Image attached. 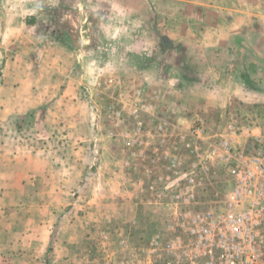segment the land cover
I'll return each mask as SVG.
<instances>
[{
	"label": "rangeland",
	"instance_id": "374dc122",
	"mask_svg": "<svg viewBox=\"0 0 264 264\" xmlns=\"http://www.w3.org/2000/svg\"><path fill=\"white\" fill-rule=\"evenodd\" d=\"M82 5L85 12L96 8L91 23L104 32L105 4ZM129 6L135 12L128 18L107 24L112 36H98L102 47L116 46L99 53L102 60L112 56L103 69L111 73L103 78L112 81L101 85L97 103L103 111L102 124L117 133L112 140L118 156L90 163L88 157L96 153L86 134L66 132L70 140L64 150L66 167H79L81 174H63V180L49 174L50 189L64 186V209L59 211L63 223L53 231L49 264H168L174 222L189 208L219 211L227 199L226 174L237 163L228 154L252 142L264 143V66L242 67L243 56L234 59L232 52L201 49V44L210 46L215 39L202 36L200 25L187 41L192 48L185 51L184 20L178 16L184 13L183 5H176V18L160 20L152 19V2L134 0ZM141 11L145 18L133 15ZM75 14L65 17L70 29L79 26L80 13ZM186 62L197 67L195 73L185 70ZM204 91H212L211 99ZM81 111L85 120L86 108ZM26 119L18 116L8 122L12 136L37 142L34 131L41 123ZM103 151L104 158L110 155L111 151ZM174 162L182 164L175 167ZM185 174L198 178L208 174V179L204 187L189 192ZM175 187L182 198L174 200ZM191 193L197 204L185 207L184 198ZM56 197L50 199L54 204ZM157 234L162 236L160 249L152 243Z\"/></svg>",
	"mask_w": 264,
	"mask_h": 264
},
{
	"label": "crops",
	"instance_id": "0c3cea01",
	"mask_svg": "<svg viewBox=\"0 0 264 264\" xmlns=\"http://www.w3.org/2000/svg\"><path fill=\"white\" fill-rule=\"evenodd\" d=\"M132 1L0 0V264L50 263L53 231L63 223L59 211L64 209V186L50 189L49 174H57L61 180L63 174H81L79 167H66L64 150L70 145L66 132L86 134L97 154L88 157L90 163L118 156L112 140L117 133L111 125L102 124L103 111L97 103L101 85L111 80L103 78L111 74L103 69L110 65L106 60L112 59L108 55L102 60L99 53L116 46L107 43L108 48L102 47L98 36L113 35L107 24L135 12L129 9ZM138 1L154 4V20L176 18V5H183L184 13L178 16L184 20L185 51L192 48L187 41L197 34L200 25L202 36L215 39L210 46L201 44V49L232 52L234 59L243 56L242 67L264 66V0ZM92 2H103L107 8L104 32L91 23L96 8L90 6L85 12L82 5ZM50 10L56 11L55 26H51ZM72 12L79 14L80 22L70 29L65 17ZM139 13L141 16L133 15L145 18L144 11ZM41 23L43 35L37 31ZM54 28L63 39L53 35ZM154 33L164 35L159 28ZM204 94L206 99L213 95L212 91ZM84 108L85 120L80 117ZM18 116L41 123L40 130L34 131L37 142L12 136L8 122ZM48 121L52 123L50 128ZM78 146L81 148V144ZM103 149L111 151L110 155L104 158ZM54 194L56 204L50 201Z\"/></svg>",
	"mask_w": 264,
	"mask_h": 264
},
{
	"label": "built area",
	"instance_id": "2783aa9c",
	"mask_svg": "<svg viewBox=\"0 0 264 264\" xmlns=\"http://www.w3.org/2000/svg\"><path fill=\"white\" fill-rule=\"evenodd\" d=\"M140 93L138 90L137 94ZM261 142H252L246 149H234L228 154L227 158L237 163L230 169L231 174H226L227 199L219 211L198 212L189 208L174 222L168 243V264H264V143ZM178 164L182 162H174L175 167ZM197 176L185 174L189 192L206 184L208 174ZM176 191L175 187L174 200L183 197ZM197 201L195 193H191L184 198L185 207L196 205ZM161 242L160 234L154 236L155 249H160Z\"/></svg>",
	"mask_w": 264,
	"mask_h": 264
},
{
	"label": "trees",
	"instance_id": "16d2710c",
	"mask_svg": "<svg viewBox=\"0 0 264 264\" xmlns=\"http://www.w3.org/2000/svg\"><path fill=\"white\" fill-rule=\"evenodd\" d=\"M49 14H51L52 15V21H51V26H55L56 25V11H53V10H50L49 11ZM34 19H35V17H34ZM35 22H33V24H34ZM44 24L43 23H41L40 25H38V28H37V31L40 33L41 32V34L43 33V31H44V26H43ZM54 36L56 37V38H62L63 39V36L61 35V33L59 34V31H57L55 28H54ZM43 35V34H42ZM214 51V50H213ZM214 52H216L217 54H221L219 51H214ZM186 66H185V70H190V69H192L193 70V72L195 73V69L197 68L196 66H192V64H188V62H186ZM189 72V71H188ZM189 74V73H188ZM184 77H187V74H185V76ZM194 77V76H193ZM191 78V80L192 79H194V78ZM196 78V77H195ZM195 81V80H194ZM196 83L197 84H200V81L196 78ZM25 117H22V120L23 121H25Z\"/></svg>",
	"mask_w": 264,
	"mask_h": 264
}]
</instances>
